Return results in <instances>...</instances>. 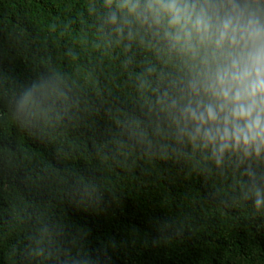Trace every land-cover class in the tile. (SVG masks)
I'll return each instance as SVG.
<instances>
[{"label":"trees","instance_id":"trees-1","mask_svg":"<svg viewBox=\"0 0 264 264\" xmlns=\"http://www.w3.org/2000/svg\"><path fill=\"white\" fill-rule=\"evenodd\" d=\"M109 11L0 0V264H264V159L189 144L184 61Z\"/></svg>","mask_w":264,"mask_h":264},{"label":"clouds","instance_id":"clouds-1","mask_svg":"<svg viewBox=\"0 0 264 264\" xmlns=\"http://www.w3.org/2000/svg\"><path fill=\"white\" fill-rule=\"evenodd\" d=\"M115 5V7H113ZM108 21L162 32L189 70L179 131L217 165L264 159V0H106ZM31 102L26 94L23 104ZM246 172L255 176L254 169ZM255 206L264 203L256 188Z\"/></svg>","mask_w":264,"mask_h":264}]
</instances>
